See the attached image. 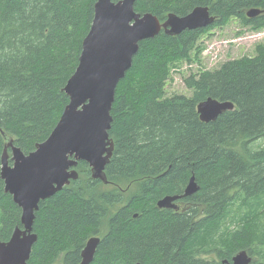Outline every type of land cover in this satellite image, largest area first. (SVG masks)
<instances>
[{
    "label": "trees",
    "instance_id": "obj_1",
    "mask_svg": "<svg viewBox=\"0 0 264 264\" xmlns=\"http://www.w3.org/2000/svg\"><path fill=\"white\" fill-rule=\"evenodd\" d=\"M96 2L0 0V241L22 228V209L1 178L6 137L28 155L50 136L69 103L65 87ZM197 7L209 8L210 26L140 41L111 110L108 183L80 161L78 179L40 201L28 264H80L93 236L101 242L91 264H227L243 250L264 264V147H254L264 137V43L255 55L185 76L189 95H167L174 71L202 65L205 34L232 18L264 29V13L247 16L264 0L135 2L161 21ZM208 98L235 108L202 121L198 105ZM192 176L199 189L177 200L180 209L158 207L182 195Z\"/></svg>",
    "mask_w": 264,
    "mask_h": 264
},
{
    "label": "water",
    "instance_id": "obj_2",
    "mask_svg": "<svg viewBox=\"0 0 264 264\" xmlns=\"http://www.w3.org/2000/svg\"><path fill=\"white\" fill-rule=\"evenodd\" d=\"M135 2L97 0L91 27L82 43L79 64L65 87L69 103L50 136L28 155L6 137L1 178L5 191L22 209V228L16 227L8 241H0V264H28L38 240L34 222L40 201L78 179L76 167L80 161L90 165L93 178L108 183L105 168L114 149L109 134L111 110L118 83L131 68L140 41L156 36L162 29L169 35H177L187 29L208 27L215 20L208 7H197L185 16L170 13L162 23L152 13H137ZM261 13L264 9L254 8L247 15L255 17ZM234 108L232 102L208 98L198 105V112L202 121L210 122ZM198 189L192 176L182 195L166 196L157 205L178 210L177 200ZM100 242V236L87 241L80 264L93 262ZM251 261L248 252L243 250L232 262H223L251 264Z\"/></svg>",
    "mask_w": 264,
    "mask_h": 264
},
{
    "label": "rangeland",
    "instance_id": "obj_3",
    "mask_svg": "<svg viewBox=\"0 0 264 264\" xmlns=\"http://www.w3.org/2000/svg\"><path fill=\"white\" fill-rule=\"evenodd\" d=\"M243 31L241 36L237 33ZM262 32V31H261ZM201 41L205 44L202 54V65L195 62L183 64L178 71H174L172 79L167 84V95L190 94L184 83V77L199 69H217L223 62L231 58L244 55H255L256 46L264 43V32L259 33L243 27L239 20L232 18L225 27L213 29L210 34H205ZM264 147V137L254 143V147Z\"/></svg>",
    "mask_w": 264,
    "mask_h": 264
},
{
    "label": "bare ground",
    "instance_id": "obj_4",
    "mask_svg": "<svg viewBox=\"0 0 264 264\" xmlns=\"http://www.w3.org/2000/svg\"><path fill=\"white\" fill-rule=\"evenodd\" d=\"M116 1V0H115ZM96 4V3H95ZM95 9V8H94ZM252 9H254V8H252ZM260 9V8H259ZM251 10V9H250ZM137 12V11H136ZM137 13H139V12H137ZM148 13V12H147ZM191 13V12H190ZM248 13V12H247ZM142 14V13H141ZM145 13H143L142 15H144ZM261 14H263V13H261ZM179 16V15H178ZM248 16V15H247ZM258 16V15H257ZM249 17V16H248ZM256 17V16H255ZM252 18V17H251ZM161 21V20H160ZM162 23L164 22V21H161ZM163 31H164V29H162ZM161 30V31H162ZM165 32V31H164ZM166 33V32H165ZM167 34V33H166ZM169 35V34H168ZM178 35V34H177ZM153 38V37H152ZM161 200V199H160ZM158 203V202H157Z\"/></svg>",
    "mask_w": 264,
    "mask_h": 264
}]
</instances>
